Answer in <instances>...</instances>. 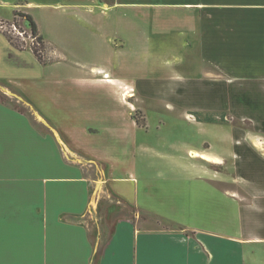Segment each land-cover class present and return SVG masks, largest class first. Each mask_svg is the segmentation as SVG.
Instances as JSON below:
<instances>
[{
    "label": "crops",
    "instance_id": "obj_1",
    "mask_svg": "<svg viewBox=\"0 0 264 264\" xmlns=\"http://www.w3.org/2000/svg\"><path fill=\"white\" fill-rule=\"evenodd\" d=\"M0 10L31 14L59 59L43 65L0 33L11 57L0 82L52 130L0 102V264H264V185L206 171L212 162L194 154L221 158L169 129L215 122L199 114L226 109L215 88L264 93V0H0ZM24 56L44 82L11 72ZM229 180L237 193L220 186ZM94 191L115 204L108 220L130 207L176 228L127 213L96 244Z\"/></svg>",
    "mask_w": 264,
    "mask_h": 264
},
{
    "label": "rangeland",
    "instance_id": "obj_2",
    "mask_svg": "<svg viewBox=\"0 0 264 264\" xmlns=\"http://www.w3.org/2000/svg\"><path fill=\"white\" fill-rule=\"evenodd\" d=\"M14 11L0 10V15H3L0 17V20L5 23L7 21L14 22ZM16 20L19 27H13L14 31L12 34L14 37L25 42L27 46H31L34 39L32 38L28 23L20 17ZM8 28L9 27H5L4 29L7 30ZM2 45L3 44L0 42V53L2 54V56L0 55V59L3 62H5V59L11 61L10 55L3 51ZM55 51L56 50L54 49L48 54L52 60H50L49 63H54L56 60H59ZM14 61L15 63L12 62L13 64H10L9 66L12 67V73L20 74L22 68L26 67V71L29 70L32 76H36V79L38 80L40 78L39 82H44L42 81V76L46 74H44V70L41 67H35V62L32 63L31 56H24L22 60L14 59ZM7 64L8 63H5V65ZM2 70L3 67L0 65V74ZM29 87H32V85ZM37 88L38 87L33 86L31 91H35ZM234 88L230 91L225 90L220 92L215 88V90L210 93L209 98L211 97V101L214 103L221 102L225 104L224 106L226 109H214L209 111V113H199L204 117H211L215 121L212 123L218 124L205 122L201 124L195 123L194 132H191L188 126L172 122L169 125V129L174 127L177 135L186 134L190 138L191 135H194L193 140L195 148L200 151L211 152L221 158V162H219V160L210 158L207 155L201 156L199 153L197 155L194 154V157H200L203 160L212 162L206 164H203L202 162L200 163L206 171L211 170L214 173L219 172L226 174L227 178H230L231 181L236 180L252 186L258 184L264 185V93L243 94ZM197 98L200 101L203 100L201 94L197 95ZM42 101L45 104L44 97L42 98ZM0 102L12 109L17 107V109L22 111L30 123L42 134L50 135L52 133L51 126L48 125L44 114L38 111L35 107H32L30 100L19 90L0 82ZM137 116L141 119V112H139ZM164 118L176 121L173 120L170 115H167ZM22 133L29 139V144L33 142L36 143L39 135L36 129H34L33 133H29L28 129L22 127ZM186 135H182L184 140ZM253 136H256L258 139L259 144L257 147L253 146L254 142L251 140ZM24 158H26L28 164H30V156L24 155ZM67 161L70 162L68 159ZM87 175L89 177H95V174L91 172L87 173ZM230 180L228 181L229 183L220 184V186L237 193L238 187ZM95 192L96 191H94L93 198L97 197L98 202L97 204H92L91 210L96 212L94 217L90 214L88 219L92 222L90 224L94 226L91 238L96 244H104L111 235L112 221L123 218L127 213L131 215L136 214V216L139 215L141 219L148 220L147 224L152 227L160 229L176 228V225L162 221L161 219L148 215L147 213L138 212L137 209L130 207H125V212H127L125 215L122 212L119 214L115 213V216L108 220L106 219L107 215L115 211V204L111 202L112 199L104 200L101 197L96 196L97 194ZM93 202H95V199Z\"/></svg>",
    "mask_w": 264,
    "mask_h": 264
},
{
    "label": "trees",
    "instance_id": "obj_3",
    "mask_svg": "<svg viewBox=\"0 0 264 264\" xmlns=\"http://www.w3.org/2000/svg\"><path fill=\"white\" fill-rule=\"evenodd\" d=\"M15 21L14 22H4L0 20V33H2L8 42L15 47L16 49L20 51L24 50H31L34 54V56L38 59V61L43 64L47 65L51 58L49 57V53L54 50L52 46H50L44 39L43 35H41L38 24L34 17L26 12L23 11H15ZM21 18L25 20L28 23V26L31 31L32 38L34 39L31 46H27L25 42L21 41V39L14 37L12 32L14 31V28L19 27L17 24V18ZM2 24V25H1ZM6 24V25H5ZM9 27L7 30H5V27ZM22 32V31H21ZM24 32V31H23ZM52 61V60H51ZM17 109V107H16ZM139 112L135 114L134 118L136 119V122L140 126H144V121H141L140 118L137 116Z\"/></svg>",
    "mask_w": 264,
    "mask_h": 264
},
{
    "label": "bare ground",
    "instance_id": "obj_4",
    "mask_svg": "<svg viewBox=\"0 0 264 264\" xmlns=\"http://www.w3.org/2000/svg\"><path fill=\"white\" fill-rule=\"evenodd\" d=\"M259 144V143H258Z\"/></svg>",
    "mask_w": 264,
    "mask_h": 264
}]
</instances>
